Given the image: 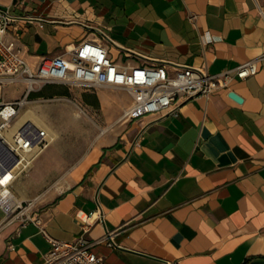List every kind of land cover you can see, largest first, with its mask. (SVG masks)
Instances as JSON below:
<instances>
[{
    "label": "crops",
    "instance_id": "obj_1",
    "mask_svg": "<svg viewBox=\"0 0 264 264\" xmlns=\"http://www.w3.org/2000/svg\"><path fill=\"white\" fill-rule=\"evenodd\" d=\"M0 8L15 17L9 37L32 65L104 34L123 64H206L218 74L258 60L255 75L111 129L37 215L48 236L72 240L83 230L79 211L103 210L87 235L112 234L114 245L92 246L104 264H264V0H0ZM62 86L46 93L67 95ZM106 88L91 90L100 103ZM111 89L125 97L123 112L131 96ZM46 234L35 221L0 222V264H46Z\"/></svg>",
    "mask_w": 264,
    "mask_h": 264
},
{
    "label": "built area",
    "instance_id": "obj_2",
    "mask_svg": "<svg viewBox=\"0 0 264 264\" xmlns=\"http://www.w3.org/2000/svg\"><path fill=\"white\" fill-rule=\"evenodd\" d=\"M15 17L0 8V90L13 84H22L20 98L0 100V141L17 157L12 167L0 171V211L5 216L1 223L21 219V225L35 221L46 234L42 218L28 214L23 201L15 199L14 184L28 171L34 160L50 145L47 128L38 127L34 134L24 129L27 121L16 128L17 118L32 92L51 83L77 86L86 90L99 87L119 88L127 91L131 101L124 108L121 119L131 121L149 114L176 112L181 104L198 95L210 96L229 86L235 76L245 79L258 72V60L240 63L234 70L211 74L206 64L180 65L153 61L134 65L116 61L107 46L109 37L84 39L67 53L45 56L36 65L30 64L21 53L14 38L9 37ZM33 134V138L30 136ZM10 176L5 180L7 175ZM104 219L103 210L89 214L77 213L83 221L82 232L72 240L48 237L51 247L45 253L46 264H104V257L96 254L92 246L98 242L114 245L111 233L94 241L87 234L91 219ZM12 247V245H10Z\"/></svg>",
    "mask_w": 264,
    "mask_h": 264
},
{
    "label": "rangeland",
    "instance_id": "obj_3",
    "mask_svg": "<svg viewBox=\"0 0 264 264\" xmlns=\"http://www.w3.org/2000/svg\"><path fill=\"white\" fill-rule=\"evenodd\" d=\"M61 88L68 90L67 95L54 96L48 93L29 97V102L24 105L16 120L28 109H32L50 129L47 128L48 132H54L62 139L60 147L57 148L53 143L46 147L34 160L32 167L21 174L14 184L15 196L23 201L25 211L32 216L45 212L55 204L74 182L73 175L99 139L111 134V129L124 123L120 119L122 110L119 108L125 102V97L119 96L121 94L118 90L106 88L109 98L100 103L92 92L94 90L67 85ZM83 91H89V97L83 96ZM23 94L22 84L9 85L4 91L0 90V100L20 98ZM87 100L93 101V104H88ZM41 126L36 121L28 120L24 129L26 133L31 130L36 134L39 132L37 128ZM30 136L33 138V134ZM16 161L14 153L0 141V171L9 169ZM4 216L1 210L0 220ZM15 222L21 223V219Z\"/></svg>",
    "mask_w": 264,
    "mask_h": 264
},
{
    "label": "bare ground",
    "instance_id": "obj_4",
    "mask_svg": "<svg viewBox=\"0 0 264 264\" xmlns=\"http://www.w3.org/2000/svg\"><path fill=\"white\" fill-rule=\"evenodd\" d=\"M28 120H33V121H36V122H38V123H40V124H42V126L41 127H43V128H48L47 127V125H45L41 120H40V118L37 116V114L35 113V111L34 110H32V109H28L19 119H18V121H17V123H16V128L17 127H19L20 125L22 126L26 121H28ZM48 130H50L49 128H48ZM103 131H105V130H103ZM49 135H50V144L51 143H53V144H55V146L58 148V147H60V145L62 144V139L60 138V136L58 135V134H56V133H54V132H50L49 131ZM95 152H93L91 155H89L88 157H87V159L84 161V163L81 165V167H79V169H78V171L73 175V178L74 179H76V178H78L79 176H80V174L82 173V171L85 169V167L95 158V154H94ZM10 176V174L9 175H7L6 177H5V180L8 178ZM15 199L17 200V201H19V202H21L22 200L21 199H19V198H17L16 196H15Z\"/></svg>",
    "mask_w": 264,
    "mask_h": 264
},
{
    "label": "trees",
    "instance_id": "obj_5",
    "mask_svg": "<svg viewBox=\"0 0 264 264\" xmlns=\"http://www.w3.org/2000/svg\"><path fill=\"white\" fill-rule=\"evenodd\" d=\"M50 84H47L45 86H43L40 90L32 92L29 97L33 96V97H37V96H44L47 95L48 93H46V88L49 86ZM68 93V90L66 92V94ZM49 95V94H48Z\"/></svg>",
    "mask_w": 264,
    "mask_h": 264
},
{
    "label": "water",
    "instance_id": "obj_6",
    "mask_svg": "<svg viewBox=\"0 0 264 264\" xmlns=\"http://www.w3.org/2000/svg\"><path fill=\"white\" fill-rule=\"evenodd\" d=\"M230 96L238 102L243 101V98L238 93H236L234 91L230 92Z\"/></svg>",
    "mask_w": 264,
    "mask_h": 264
}]
</instances>
